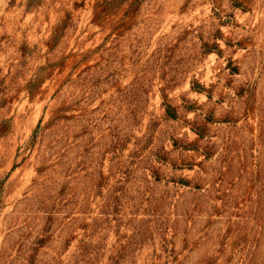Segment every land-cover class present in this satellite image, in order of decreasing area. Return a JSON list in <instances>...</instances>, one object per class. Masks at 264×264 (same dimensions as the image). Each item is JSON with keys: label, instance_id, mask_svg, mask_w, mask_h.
Masks as SVG:
<instances>
[{"label": "rangeland", "instance_id": "1", "mask_svg": "<svg viewBox=\"0 0 264 264\" xmlns=\"http://www.w3.org/2000/svg\"><path fill=\"white\" fill-rule=\"evenodd\" d=\"M0 264H264V0H0Z\"/></svg>", "mask_w": 264, "mask_h": 264}]
</instances>
